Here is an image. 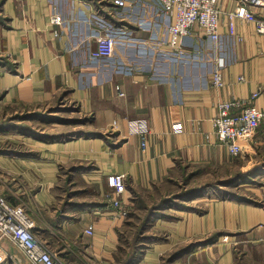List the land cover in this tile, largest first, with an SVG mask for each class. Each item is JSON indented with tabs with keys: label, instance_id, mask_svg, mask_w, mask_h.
Segmentation results:
<instances>
[{
	"label": "crops",
	"instance_id": "1",
	"mask_svg": "<svg viewBox=\"0 0 264 264\" xmlns=\"http://www.w3.org/2000/svg\"><path fill=\"white\" fill-rule=\"evenodd\" d=\"M0 1V117L59 104L76 110L51 114L91 117L44 123L50 133L84 132L64 138L0 131V147L7 140L21 150L0 152V194L25 207L52 247L73 245L109 262L119 228L105 200L109 174L123 175L122 199L129 204L135 189H153L184 166L229 173L264 157V123L241 140L239 155L229 152L212 125L223 99H247L259 89L250 103L264 106V32L252 20L228 16L240 0H218L219 42L193 25L182 37L186 56L168 48L173 16L160 0ZM249 7L264 18V4ZM54 13L61 23L50 21ZM105 31L118 37L112 53L92 57L96 35ZM217 54L225 60L221 87L211 83ZM131 119L147 125L144 146L128 133ZM257 176L241 184L246 199L206 192L192 200L193 208H170L173 217H157L153 225L166 237L152 242L135 264H160L175 247L216 231H222L216 241L198 244L175 263L264 264V171ZM89 223L92 235L84 231ZM0 250L14 264H33L7 236H0Z\"/></svg>",
	"mask_w": 264,
	"mask_h": 264
},
{
	"label": "built area",
	"instance_id": "2",
	"mask_svg": "<svg viewBox=\"0 0 264 264\" xmlns=\"http://www.w3.org/2000/svg\"><path fill=\"white\" fill-rule=\"evenodd\" d=\"M113 1L120 5L126 4L125 0ZM160 1L164 11L173 16V20L168 24L169 38L167 41L168 48L172 53L178 56L189 54L182 46V37L190 33L194 24L214 41H220L221 34L218 27L222 10L218 0ZM250 4H264V0H240L234 10L228 11V16L231 19L240 17L252 20L255 23V30L263 33L264 18L255 15L249 7ZM50 21L61 23L63 19L60 14L54 13ZM117 38V35L112 31L97 34L96 46L91 52L92 57L110 55ZM224 66V57L217 54L211 74V83L216 87H221L225 83ZM239 78L243 79V75H240ZM116 88L120 95L124 94L119 85H116ZM258 93L259 89L253 91L247 99L232 97L218 103L217 112L212 118L213 131L232 155H239L242 152L241 140L252 137L259 125L264 123V106L259 107L250 103V100ZM128 133L139 135L141 145L146 144L148 128L142 119L129 120ZM107 183L111 189L106 193L105 200L115 208V217L121 218L127 214L128 206V203L122 199V194L126 189L123 175L121 173L109 174ZM33 226L34 220L22 204H12L0 194V236L9 237L33 264H67L44 238L33 231ZM84 231L86 234L92 235L93 224L89 223ZM0 264H14V262L0 250Z\"/></svg>",
	"mask_w": 264,
	"mask_h": 264
},
{
	"label": "trees",
	"instance_id": "3",
	"mask_svg": "<svg viewBox=\"0 0 264 264\" xmlns=\"http://www.w3.org/2000/svg\"><path fill=\"white\" fill-rule=\"evenodd\" d=\"M1 4V1H0ZM49 108V107H48ZM45 108L44 110H37L34 109L32 111H22V112H12L11 114H7L5 116L0 117V131H18L22 132L28 135H32L37 138H41L44 140L49 139H55V138H64V137H70L74 134H77L78 132H83L82 130L73 132H65V133H50L46 130V127L44 124H34L30 123L31 120L39 119L43 122H50L52 120H61L63 122H70V123H77V122H86L91 119L90 116H84V117H65L60 115H53L51 114V110H76L72 106H58L52 107L54 109H48ZM84 133V132H83ZM93 134H98L97 132H94ZM0 152H6V153H18L21 150L18 149V147L14 148L13 145L7 140H5L4 144H1ZM264 169V159L257 161L256 163L252 164L247 169H238L235 170L233 173H230L229 175L214 179V180H208L205 182H202L200 184H189L185 185L181 191L177 192L173 197L167 198L163 197L161 198L157 203L151 204L146 212L144 217L141 219L140 224L137 226V230L135 231L133 242H136L135 245H132V250L129 253H126V257L122 258L119 255H116V259L118 261V264H135L141 260L143 257V254L145 250L150 246V244L156 240L164 239L166 237L165 233H145L147 231V223L152 222L153 218L157 217H173V214H167L165 212H160L161 208H167L169 206H178L177 208H193L192 202L190 204L187 203H180L179 201H176V203L172 202V200H183L185 202L192 201L195 197L204 194L206 191H212L218 196H228L231 198H240V199H246V196H244L241 192V184L246 183L249 181H253L254 177L261 173ZM196 174V171H191L189 174L185 177V183L188 184L189 177ZM151 224V223H150ZM33 231L39 235L42 238H45L40 232L39 229H36L34 226ZM118 235L120 236V230L117 228ZM222 231H216L206 238L198 241H191L187 244L180 245L176 249L172 250L167 257L164 258V264H170L172 261L186 253L191 248L197 246L198 244H207L211 243L217 240V238L221 235ZM48 242V241H47ZM137 242H141L137 244ZM136 246V247H135ZM60 254L66 258L68 254H71L73 252L70 249H62L58 250ZM57 251V252H58ZM58 252V253H59ZM112 261V260H111ZM117 264V263H112Z\"/></svg>",
	"mask_w": 264,
	"mask_h": 264
},
{
	"label": "rangeland",
	"instance_id": "4",
	"mask_svg": "<svg viewBox=\"0 0 264 264\" xmlns=\"http://www.w3.org/2000/svg\"><path fill=\"white\" fill-rule=\"evenodd\" d=\"M51 109H54V108H51ZM67 111L68 112H64V113H71L69 110ZM68 115H74L72 117L76 116L75 114H68ZM44 123L45 122L42 121V124ZM261 158L263 159L264 157H261ZM240 164H241V159H240ZM249 167L250 166L244 167V168L241 167L238 169H247ZM182 169L181 171L179 170L176 173V175H174L171 179L161 182L160 184L155 186L153 189H143V188L135 189L136 194L134 195V202L132 201L128 204L127 214L119 218V228L118 227L117 228L120 230V236L118 235L117 237L118 240L116 241L117 244L115 245V249L111 253H109L110 258H107L109 262H104L103 260L99 261L92 254L83 252L82 250L78 251L77 247L72 245V246H69V249L72 250L73 252H71V254H68L66 258L64 257V260L67 262V264H92L91 261H93L94 264H112V263L118 264L116 255H119L122 258L126 257V253H129L132 250V245L136 244V242H133L135 231L137 230L138 228L137 226L140 224L141 219L144 217L147 208L151 204L157 203L163 197H167V198L173 197V195L181 191V189L185 185L200 184L208 180L223 178L235 171V170H231L229 173H226V170H223L222 172L219 170L212 172L213 168L204 167V166H200V167L199 166H189V167L184 166L182 167ZM191 171H196V174L190 176L188 180V184H186L185 177ZM262 171H264V169ZM256 177L258 176L256 175L254 177V180L256 179ZM206 192L214 193L212 191H206ZM241 192H245V191L241 189ZM175 199L176 200H172V202L176 203V201H179L180 203H184V204L185 203L190 204L192 202V201L185 202L183 200H177V198ZM177 207L178 206L176 207L169 206L167 208H161L158 211L160 212L162 211L170 215V214H173L170 208H177ZM168 217H171V216H168ZM155 219L156 218L152 219V222H150L151 224L146 222L147 231L145 233H158V234L165 233L166 235L167 233L164 232V230H160L154 227L153 223ZM139 243L141 242H137V244ZM177 247H175V249ZM52 248L55 249L56 251L59 250L57 249V247L56 248L52 247ZM167 255H163V262L161 261L160 264H164V258L165 256L167 257ZM61 257L63 258L62 255ZM170 264H177V263H175V261H172Z\"/></svg>",
	"mask_w": 264,
	"mask_h": 264
}]
</instances>
